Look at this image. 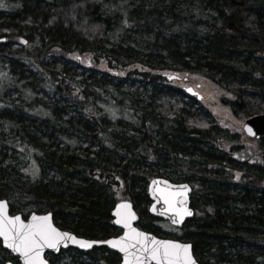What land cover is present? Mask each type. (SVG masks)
Segmentation results:
<instances>
[{"label":"trees","instance_id":"16d2710c","mask_svg":"<svg viewBox=\"0 0 264 264\" xmlns=\"http://www.w3.org/2000/svg\"><path fill=\"white\" fill-rule=\"evenodd\" d=\"M0 4V199L12 214L51 212L104 239L130 200L140 228L191 243L199 264H264V139L247 145L185 90L215 88L211 104L239 120L264 111V0ZM154 177L191 184L181 229L149 213Z\"/></svg>","mask_w":264,"mask_h":264},{"label":"snow or ice","instance_id":"6c2138e0","mask_svg":"<svg viewBox=\"0 0 264 264\" xmlns=\"http://www.w3.org/2000/svg\"><path fill=\"white\" fill-rule=\"evenodd\" d=\"M5 5L0 4V7ZM250 134L251 128H247ZM239 177V173H237ZM158 183L153 181V184ZM167 185V181L164 182ZM171 187V186H169ZM181 192H172L168 188L160 189V199L168 206V210L175 213L172 217L174 224H179L191 210L185 206V192L187 186H180ZM178 197L183 199H177ZM179 203V207L177 204ZM155 211V206H153ZM116 224L123 225L126 231L123 236L108 241H90L80 239L74 234L61 231L51 220V214L32 217L25 223L20 216L7 214V203L0 201V236L5 244L14 252L20 254L24 264H47L41 253L45 248L58 249L61 244H78L82 248H89L95 243H107L124 253V264H196L190 252V245L172 240H158L148 233L132 227L136 219L131 205L124 201L116 206ZM167 214V213H165Z\"/></svg>","mask_w":264,"mask_h":264},{"label":"water","instance_id":"95a60500","mask_svg":"<svg viewBox=\"0 0 264 264\" xmlns=\"http://www.w3.org/2000/svg\"><path fill=\"white\" fill-rule=\"evenodd\" d=\"M6 41V38H1L0 39V43L1 42H5ZM177 76L175 75H172L170 78L173 79V78H176ZM187 92L191 95H197L198 99H201V94H199L198 92H196L194 90V88L192 86H190L189 88H187ZM243 128L246 132L247 135H249L250 137H258V138H264V112L261 113V114H255V115H252L250 117H248L245 122H244V125H243ZM247 128H251L252 129V133L253 134H250L248 131H247ZM153 181H157L158 183L156 184H153ZM165 181H167V185H165ZM186 185L187 186V190L185 192V206L191 210V215H186L183 220L179 223V224H174L173 223V220H172V217L175 216V213L172 212V211H169L168 210V206L166 204L163 203V200L160 199V189H163V188H168L169 191H172V192H181V191H184L183 188H181L180 186H184ZM171 186V187H169ZM148 195L151 199V203L149 205V213L152 214L153 216L159 218V219H162V220H166V221H169V223L174 226V227H177V228H182L184 223L191 219L193 216H194V210L193 208L191 207V201H190V195H191V192H192V187L191 185L188 183V182H178V183H174V182H171L169 179L167 178H163V177H155L153 178L152 180H150L149 184H148ZM178 200L179 199H183V198H180L178 197L177 198ZM0 201H5L7 203V214L9 216H20L22 220L25 221V223H27V221L32 217L33 214H36L37 216H42V215H46V214H51V220H52V223L54 224V221H53V215L51 212H48V213H36V212H33L29 215V217H27V219H24L22 214H15V215H12L10 214V206H9V202L7 199H0ZM124 201H121L120 203H122ZM126 202H128L130 205H131V210L135 213V216H136V219L133 220L131 223H132V227L138 229L139 231L141 232H144V233H148L150 234L151 236H154L156 237V239L158 240H172V241H177L181 244H188L190 245V252H191V255L193 257V259L195 260L196 264H199V262L197 261L196 257L194 256L193 254V248H192V244L191 243H188V242H182L180 240H176V239H169V238H160L156 235H154L153 233H150L148 231H145L143 229H140L136 226V222L138 220V214L137 212L135 211L134 207H133V204L132 202L126 200ZM118 203V204H120ZM117 204V205H118ZM116 205V206H117ZM153 206H155V211H153ZM179 203L177 204V207H179ZM116 207L114 208V210L112 211V218H113V224L117 227V228H120L123 230L122 234L117 236V237H114V238H118L120 236H123L124 235V232L126 231V229H124L123 225H119V224H116L115 221L117 219V216H116ZM167 213V214H165ZM55 225V224H54ZM56 226V225H55ZM57 227V226H56ZM59 228V227H57ZM61 231H67V232H70L68 230H63L61 228H59ZM72 234H74L75 236H77L75 233L73 232H70ZM78 238L80 239H84V240H90V241H108V240H112L114 238H110V239H107V240H94V239H88V238H83V237H80V236H77ZM0 240L2 242V246L4 249L8 250L11 254H13L14 256L18 257L19 259V262L18 263H15V262H12V261H8L6 262L5 264H24V261L23 259L20 257V254L17 253V252H14L11 248H9L7 246V244H5L4 242V239L2 236H0ZM98 245H107L110 249L114 250V251H117L120 255H121V262L120 264H124V253L121 252L118 248H113L111 245L107 244V243H95L93 244L91 247L89 248H82L80 247L78 244H72V243H67V244H61L58 249H49V248H45L43 250V252L41 253L42 255V258L47 261V264H50L49 261L46 259L45 257V254L46 252L50 251V252H53V253H58L60 251L61 248H79L81 250H89L91 249L92 247L94 246H98ZM149 264H156L155 261H150Z\"/></svg>","mask_w":264,"mask_h":264},{"label":"flooded vegetation","instance_id":"af4514ba","mask_svg":"<svg viewBox=\"0 0 264 264\" xmlns=\"http://www.w3.org/2000/svg\"><path fill=\"white\" fill-rule=\"evenodd\" d=\"M243 137L247 139V145H252L253 147H255L253 145V141H257L260 142L261 140H263L264 138H249L247 137L246 134L243 133ZM257 147V146H256ZM116 229V233L115 235L111 236V237H108V238H104V239H95V238H89V237H85V236H82L84 238H88V239H94V240H107V239H110V238H114V237H117L119 235L122 234V230L115 227ZM78 235V234H77ZM81 236V235H79ZM103 251V250H106L107 252L105 253V255H102L100 256L97 261H95L96 258H94L92 256V254L96 253L97 251ZM67 254H73V259H79V260H85L88 264H91L93 261L97 262L98 264H120L121 262V255L117 252V251H114L112 249H110L107 245H98V246H94L92 247L91 249L89 250H81L79 248H61L60 251L58 253H53V252H46V258L47 260L49 261L50 264H52V259H51V256H58L59 258H66L67 257ZM109 257H114V263H110L109 261ZM17 261H18V258H17Z\"/></svg>","mask_w":264,"mask_h":264},{"label":"rangeland","instance_id":"374dc122","mask_svg":"<svg viewBox=\"0 0 264 264\" xmlns=\"http://www.w3.org/2000/svg\"><path fill=\"white\" fill-rule=\"evenodd\" d=\"M186 83H189L191 86H194L201 94H202V97L204 96L205 97V102L207 105H211L213 107V110H219L217 111L219 115H221L220 119H223L222 120V123L223 125L226 124L225 121H229L233 124H235V127L239 128L241 130V124H243V120L245 119H241L239 120L237 117L235 118V116L232 114L231 110H228L227 108H224V107H221L220 105H218L217 108H214V106L211 104V100L214 99V97L216 96L217 94V90H215V88L213 87H210V86H204L199 83H196V82H189L186 81ZM196 84V85H195ZM219 94V93H218ZM242 132V130H241ZM243 134V132H242ZM247 140V139H246ZM253 145L256 147H258V143L257 141H253ZM73 257V254H67V257L66 258H69L71 259ZM75 260V259H73Z\"/></svg>","mask_w":264,"mask_h":264}]
</instances>
